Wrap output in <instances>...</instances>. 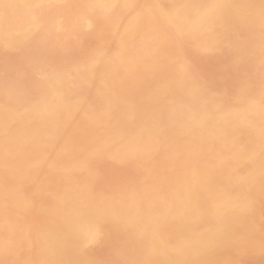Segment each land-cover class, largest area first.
<instances>
[{
    "label": "bare ground",
    "instance_id": "6f19581e",
    "mask_svg": "<svg viewBox=\"0 0 264 264\" xmlns=\"http://www.w3.org/2000/svg\"><path fill=\"white\" fill-rule=\"evenodd\" d=\"M12 1L18 7H20L23 11H29L30 13L34 9L41 7L43 5L59 4V3L65 2L64 0H12ZM238 1L239 0H95V2L91 3V7H92L93 11L97 12L98 14H100L102 16H106V18L109 16L116 15L119 8L120 9L122 8V10L124 12L121 13L119 11L121 13L120 16H117V19L119 20V22L114 27V35H113L110 43L107 44L105 47H102L99 51H95L96 54H95L93 60L90 61L89 65L85 69V72L84 73L82 72L83 73L82 75H84L86 78L92 79L93 82L95 81L98 84V86H101V87L105 88L106 90H108L113 98L119 97L121 102L123 104H126L127 103L126 99L129 97V95H128V97L126 96L127 97L126 99L124 97L126 95V93H125L127 91L126 89H128V88L131 89L132 87L135 88V86H136L135 83L138 79H140L141 77L144 78V76H146V77L150 76V78L152 79L153 78L152 76L157 75L158 72H160V70L163 69L165 71V68H167V67L170 68V66H171L170 60H173V59H171L169 49L172 50V48L170 46H171V43L174 41V39H176V41L178 40L177 42L184 41V43L186 45V42H185L186 39H191V40L194 39V40L203 41V39L205 37H207L208 34L211 33V31L214 29H219V31L217 30L218 33L224 35L226 33L225 30H227L231 25L230 20H232L234 22V24L238 23L241 25V22L239 23L238 21L243 20V19H248L249 16L253 15L252 10L249 9L252 13L249 10H246L248 8L249 4H248L246 9L238 8L237 6H235V4ZM255 1H254V3H255ZM249 3H251L250 0H249ZM260 3H262V1ZM263 3H264V1H263ZM242 4H241V6H242ZM251 4H250V6H251ZM7 8H8V6H7ZM65 8H67V7H65ZM62 10H63V8H62ZM263 10L264 9H262V11ZM65 11H67V10H65ZM70 11H72V10H70ZM34 15H35V13H34ZM34 15H31V21L26 26L24 25L25 27L23 29H15L14 28V29H12L10 35L16 39H27L31 34L36 32L41 27V23L39 21H37V19L35 18ZM76 17H77V15H76ZM254 17L255 16H253V19H254ZM84 19L86 21L83 25V29L92 30V27H94L93 21L90 18H87V19L84 18ZM60 20H62V19H60ZM107 20H109V19H107ZM67 21H69V19ZM251 23H252V21L250 22V24ZM238 24H237V26L241 27ZM8 28H10V27H8ZM233 28H231V29L235 30V28L234 29ZM238 29L241 30V28H238ZM248 29L246 28V30H248ZM90 30H89V32H90ZM253 30H252V32H253ZM260 32H261V30H260ZM219 34H217V35H219ZM84 36H86V35H84ZM69 37H70V35H69ZM82 37H80V38H82ZM43 38H44V36H43ZM225 38H227V37H225ZM232 38H234V37H232ZM248 39H249V36H248ZM225 40L227 41L228 39H225ZM106 41H108V40H106ZM209 41H210V39H209ZM251 41H253V40H251ZM188 42H187V44H188ZM203 42H205V41H203ZM206 42H208V41H206ZM221 42H222V40H221ZM247 42H249V40ZM255 42H257V41H255ZM258 42H260V41L258 40ZM76 43H75V45H76ZM91 43H92V41H91ZM99 43H100V41L98 42V44ZM193 43H195V42H193ZM202 44H200V45H202ZM81 45H82V43H81ZM207 45H209V44H207ZM207 45H205V46H207ZM101 46H102V44H101ZM180 46H182V44H180L179 47ZM224 47H225V44H224ZM181 48L183 49L184 47H181ZM243 48H245V47H243ZM2 49H3V47H2ZM38 49H39V47H38ZM217 49L218 48H215V50H217ZM237 49H239V47ZM237 49H236V51H237ZM209 50H212V49H209ZM212 51H214V50H212ZM250 51H251V49H250ZM5 52H6V50H5ZM173 52L175 53V50ZM8 53H10V52H8ZM72 54H74V53H72ZM173 54H172V58H173ZM194 54H197V53H194ZM250 54H252V53H250ZM253 55H254V53H253ZM175 56L176 55H174V57ZM2 57H3V55H2ZM229 57H231V55ZM261 57H262V55H261ZM82 58H81V60H82ZM251 58L253 59V57H251ZM74 59H76V58H73V60ZM175 59H177V58L175 57ZM178 59H179V57H178ZM252 59H251V61L254 60V59L253 60ZM3 60H4V58H3ZM12 60H13V58H12ZM188 61H189V59H188ZM188 61H187V63H188ZM5 62H8V58H7V61H5ZM192 62H194V61H192ZM228 62H230V61H228ZM1 63H3V62H1ZM235 63H236V61H235ZM79 64H82V63H79ZM180 64H183V60H182V62H180ZM173 65H175V64H173ZM222 65H223V63H222ZM225 65H228V64H225ZM1 66H3V65H1ZM3 68H4V66H3ZM175 68H179V67H175ZM225 68L227 69L226 66H225ZM164 71H162V72H164ZM169 71H171V70H169ZM218 72H220V71H218ZM184 73H185V69L183 67H181V65H180V68L177 69V71H175L176 77L170 76V78L171 77H173V78H171L170 80H167V81L165 80L163 82L160 81L161 84L160 83H159V85L157 84L158 87L155 89L152 86L151 89H154V90H152L150 97H148V95L146 96V97H148L147 101H146V105H145V103H143L144 104L143 106L146 107L145 109L147 111L149 109L155 110V111L158 110L160 113H161V109L165 108L168 117H170L171 120L176 122V124L180 123V128L181 127L183 128V127L189 126V125H196V126L200 125L201 117L205 114L207 117V121L210 123L211 127L209 129H206V133H204L205 135L203 137L205 138V140L211 141L212 145L216 148L217 152H216L215 156L206 155L207 160L205 161V163L202 166L197 165L194 160H190L188 165L186 167H183L184 168L183 173H180L181 176L184 178L183 185H181L179 187L178 186L175 187V185L172 184V186H170L172 192L168 197L157 196V194H156V196H150V195L143 196L142 199L146 204L145 206L147 207V210L143 211V209H142L143 205L141 206V200H142L141 195H138V194H135L129 200L130 202H128L126 204L124 202L125 198H126V197H124V194L118 193V194L110 195V197H108V198H104V197L100 196L101 195L100 193H98V195H94V194L90 193L89 191H87L88 188L85 190L83 188L77 187L78 186L77 184H80V183H78L77 181H73V180L70 182L71 188L68 191L60 192V188L62 186H64L66 184V182H64L63 185H61L59 183H54V177H55L53 175L54 170L62 169V173L64 174V176H66L65 173L67 171L66 169L69 166V163H74V162L76 163V161L82 162V160H80L81 158L76 157V155L73 154V155H71L72 157H69V158L71 160H73L74 162L73 161L71 162V160H69V161H66L67 164H63V166H60V164L53 162V161H50V159H48L49 158L48 154H43L44 151H43V153H39V154H35L33 152L29 153L27 156L22 158L17 164H15L11 167L9 166V169H8V172H6L7 173L6 175H4V176L0 175V209L1 210L8 209V210H10V212L12 214L11 215V221H9V226L11 227V229H15V231L18 233L20 243L22 244V246L24 248V253L22 252L23 253L22 261H25L26 264H90L91 262L90 263L88 262V259L85 255V249H87L86 248L87 246H89L91 244L93 245V243H95V242L97 243V241H100L99 239L101 237L102 231L108 225H110V226L116 225L120 229L125 228L127 225H132V226L136 227L137 235L134 237H135V241H136L135 243L137 244V248H138L137 250H138L139 256H137L135 259L133 258L134 260L130 264H145L150 259H151L152 264H197L198 262H201V261L212 260V258H214L215 256H217L219 254V252L221 250V242H222V237H223L222 232H223V229L225 228V226L231 224V222H232L231 220L234 216L240 215V214H246V213H248L249 209L250 208L252 209V207H253V206H251V207L249 206L250 202H251L250 201L251 196L249 197V191H248L249 187L246 186V183H247L249 178L244 175L245 173H243L242 170L245 168L247 169L248 167L251 166L252 175L255 174V176L260 177V179H257V182L255 184H253V186H251V187H260V186L264 185V125L263 126L259 125L257 122H255V120H253V116L261 113L262 111H264V109H263V106L261 105V103L256 101V100L249 101L246 104V107H244L245 109L243 111V120L247 119L250 122H251V120H253L252 122L255 125V127H257L256 131L258 132L259 138L261 139V143L247 148V147H245L246 144L245 145L243 144L244 142L242 143V142L236 140L235 132L233 133V132H230L227 130V128L229 127L231 122H233L235 119H237V112L228 111L225 113H219L218 111L212 112L213 110L212 111L200 110L199 107H197V102H196V98H197L196 96H198L199 93L196 90L192 91L191 88H185V85L187 82H186ZM76 74L79 75V73H76ZM159 74H161V73H159ZM169 74L170 73H168V75ZM82 75H80V77ZM234 75L237 76V74H234ZM262 76H263V74H262ZM60 77H62V76H60ZM20 78H22V77H20ZM166 78H167V76H166ZM247 78H249V77H247ZM251 78L252 77H250V79ZM62 79H63V77H62ZM74 80H76V79L74 78ZM261 81H262V79H261ZM52 82H54L52 84L57 86V88L63 89V95L59 96V98L57 99V101L54 105L47 104L44 101V103L41 104V106H33L31 108H27L22 112V114L19 112L20 113L19 115H13L11 112H9L4 117V120L2 121V123H3L2 129H6L11 122H16L18 124V129L16 130L15 133H13V135L10 139L11 140L10 149L12 151L19 150L25 145H30V146H33L35 148L40 147V146L45 145V144L53 145V141L58 139V134L56 135V133H59V132L56 131L57 130L56 128L59 126L64 127V125L66 123V119H68V116H69V112L67 110L68 109L67 103L69 101H71L73 94L71 93L72 91H70V89L63 88L64 86H63V82L61 80L55 79ZM89 82H91V81H89ZM238 83H240V82H238ZM140 85H142V82ZM143 85H145V83ZM239 85H241V84H239ZM10 86H12V85H10ZM70 86H71V84H70ZM154 86H155V83H154ZM242 86H240V87H242ZM253 86H254V84H252V87ZM261 86H263V85H261ZM74 87H75V85H74ZM76 87H79V86H76ZM82 87H83V85H82ZM146 87H147V85H146ZM146 87H144V88H146ZM15 88H13V89H15ZM80 88L81 87H79V89ZM94 88H96V87L94 86ZM136 88L138 89V87H136ZM85 89H87V87H85ZM238 89H239V87H238ZM16 90H17V88H16ZM223 90H224V88H223ZM6 91H7V89H6ZM23 91H25V90H23ZM135 91H137V90L135 89ZM103 92H105V90ZM138 92H139V90H138ZM261 92H262V90H261ZM15 93H16V91H15ZM18 93H19V91H18ZM212 93H214V92L212 91ZM110 94H108V95H110ZM128 94H129V92H128ZM215 94H216V92H215ZM263 94H261V95H263ZM74 95H75V93H74ZM137 95H138V93H137ZM187 95H188L187 99L191 98V100H189V103L192 102V105H190L188 103V101H187L188 104H186L185 98ZM6 96H8L7 92H6ZM6 96H5V98H6ZM15 97H14V99H16ZM2 98H4V97H2ZM109 98H110V96H109ZM130 98H131V100H129V102L136 99V98H133L132 96ZM202 98H203V96H202ZM8 99H10V96L8 97ZM73 100H75V99H73ZM139 100H140V98H139ZM207 100H208V98H207ZM75 101H80V99H77ZM232 101H233V99H232ZM213 102H215V101H213ZM13 103H16V101ZM115 103H116V101H115ZM201 103H203V102H201ZM242 103H244V102H242ZM105 104H107V102ZM128 104H130V103H128ZM215 104H217V103H215ZM1 106H2V104H1ZM83 106H85V105H83ZM110 106H111V103H110L109 107ZM138 106H139V104H138ZM100 108H102V107H100ZM106 108H107V106H106ZM128 108H129V106H128ZM109 109H111V108H109ZM139 109H140V107H139ZM213 109L216 110V108H214V107H213ZM221 109H222V107H221ZM90 110H91V108H90ZM128 110L130 111V109H128ZM128 110H127V112H128ZM142 110H143V108H142ZM103 111H105V110H103ZM131 111H132V108H131ZM80 112H84V111L81 110ZM109 112L111 113V111H109ZM115 112H114V114H116ZM133 112H135V111H133ZM89 113H91V112H89ZM89 113H88V115H89ZM125 113H126V111H125ZM129 113H131V112H129ZM74 114H76V113H74ZM146 114H148V113H146ZM150 114H151V112H150ZM126 115L124 116L125 120H128V118L126 119ZM143 115H144V113H143ZM159 115H161V114H159ZM122 116H123V114H122ZM97 117H101V116H97ZM70 118H72V117H70ZM123 121H124V119H123ZM256 121H258V120H256ZM120 122H118V124ZM115 123H116V127H117V122H115ZM115 123H114V126H115ZM159 123L160 122L158 120H156V121H154V123L152 125L148 126L146 123H145L146 125H142L129 138V143L126 140V142L128 143V145L126 147H121L122 149L120 148L121 149L120 152L118 151V148H117V151L119 152V153L118 152L117 153L123 156L124 154L128 155V153H130L131 150L134 152L135 151L141 152V154L146 152L149 149L151 139L156 135V133H158L157 128L159 129V127H158ZM241 123H243V121ZM78 124H79V122H78ZM221 125L223 128L220 127ZM114 126H113V128H114ZM81 128H82V125H81ZM232 128H233V126H232ZM120 129L121 128H119V130ZM128 129H130V128H128ZM170 129L171 128H169V130ZM253 129H254V127H253ZM160 130H162V128ZM70 131H71V129H70ZM245 131H247V130H245ZM108 132H110V131H108ZM92 133L94 134V132H92ZM122 133H123V130H122ZM129 133H132V132H129ZM202 133H201V135H203ZM174 134L176 136V133H174ZM95 135H96V133H95ZM95 135H94V137H95ZM112 135H113V132H112ZM165 135H167V134H165ZM189 135H188V137H189ZM99 136L101 137V135H99ZM102 136H103V134H102ZM106 136H107V134H106ZM114 136L116 137V135H114ZM193 136H195V135L192 134L191 138ZM74 137H76V136H74ZM236 137H237V135H236ZM78 138H76V140ZM174 138H177V137H174ZM110 139L111 138H109V140ZM200 139H201V136H200ZM156 140H158V139H156ZM182 140H183V138H182ZM240 140H241V138H240ZM77 141H79V143H80V140H77ZM76 143L78 144V142H76ZM105 143H106V141H105ZM70 144H72V143H70ZM70 144H68V145H70ZM75 144H74V146H75ZM156 145H158V144H156ZM168 145H170V144H168ZM172 145H174V144H172ZM120 146H122V145H119V147ZM71 147H72V145H71ZM116 147H118V145ZM158 147H159V145H158ZM160 147H161V145H160ZM185 147H187V146H185ZM76 149H77V147H76ZM153 149H156V148H153ZM53 150H55V149H53ZM58 150H56V152ZM169 150H171V149H169ZM169 150H168V152H169ZM177 150H178V148H177ZM115 152L113 153V155L115 154ZM199 152H200V150H199ZM45 153H47V152H45ZM159 153H160V151H159ZM196 153H198V152H196ZM196 153L194 151H192V148L191 149L189 148L188 151L186 150L185 156L187 158L191 157V159H196V158L200 157V155L196 154ZM154 154H153V157H154ZM156 154H157V152H156ZM174 154H175V152H174ZM100 155H101V153H100ZM163 155H166V153ZM169 155H172V154L169 153ZM169 155H168V158H170ZM87 157H89V156H87ZM109 157L111 158L110 155H109ZM150 157L152 159V156H150ZM0 158H2V155ZM119 158H121V157H119ZM132 158H133V156H132ZM151 159L149 158L150 162L152 161ZM92 160H93V158H92ZM92 160H90V161H92ZM83 161H84V159H83ZM102 161H104V160H102ZM145 161H148V159L147 160L145 159ZM171 161H173V160H171ZM199 161H197V162H199ZM44 162H47L46 168H35L37 165H41ZM110 162H112V161L110 160ZM139 162L140 161H138V163ZM152 162H154V161H152ZM163 162L165 163V161H163ZM163 162L161 164H163ZM61 163H62V161H61ZM136 163H137V161H136ZM136 163H134L135 165L134 164L133 165L136 166ZM90 164H89V166H90ZM2 165H3V163H2ZM84 165L88 166V164H85V163H84ZM142 165L144 166V164H142ZM77 166H78V164H77ZM146 166H147V164H146ZM91 168H92V166H91ZM149 168H152V167L149 166ZM112 169H113V167H112ZM137 169H140V168H137ZM91 170H93V169H90V171ZM95 170L96 169H94L93 171H95ZM98 170H101V169H98ZM125 171H127V170H125ZM134 171H136V170H134ZM132 172H133V170H132ZM162 172H163V170H162ZM162 172H160V173H162ZM165 173H163V174H165ZM60 175H62V174H60ZM103 176H105V175H103ZM130 176L133 177V175H131V174H130ZM165 176H166V174H165ZM13 177L14 178H22V177L25 178V177H27L29 180V183L32 185V190H27V189L26 190H18L16 188H14L9 183V181L11 182ZM61 177H63V175ZM108 177H104V178H108ZM111 177H112V175H111ZM68 178H69V176H68ZM128 178H130V177H128ZM250 178H252V176ZM101 179H103V177ZM122 179H124V178H122ZM134 179H136V178H134ZM138 180L140 181V178ZM81 181H83V180H80V182ZM85 181H86V177H85ZM85 181H83V182H85ZM123 181H126L125 183L128 184L127 179L123 180ZM135 181H137V180H135ZM160 181H161V179H160ZM72 182H74V183H72ZM87 183L88 182H86V184ZM90 183H92V182L89 181V184ZM98 183H99V181H98ZM120 183H119V185H121ZM132 184L134 185V183H132ZM80 186H82V184H80ZM99 186L101 187L102 185H99ZM110 187H112V186H110ZM163 187H164V185H163ZM112 188H115V187H112ZM117 188H119V186H117ZM125 188H127V186H125ZM51 189H52V193L54 194V196L52 195L54 197L53 202L52 203L43 202L42 201L43 199L41 200V198H43V194L46 195V192H48L49 190L51 191ZM122 189H124V188H122ZM141 189H143V188H141ZM107 190H109V189H107ZM126 190L124 189L123 191H125V193H126ZM120 191H122V190H120ZM133 191H134V189H133ZM117 192L118 191H116V193ZM104 193H105V191H104ZM68 196H74V201H72L71 203L65 202V199ZM49 201H51V200H49ZM31 207H33L32 211L30 210ZM255 210H257V209H255ZM234 219H235V217H234ZM263 220H264V218H263ZM263 220H261V221L263 222ZM240 221H242V220H240ZM259 221H260V219H259ZM236 222H238V221H236ZM7 224H8V219H6L5 217L3 219H1L0 227L3 225H7ZM237 224H239V223H237ZM198 225H200V227H201V225L203 226L202 231H199L197 229ZM246 225H247V223H246ZM169 227H171V228H169ZM238 227H242V226L239 225ZM232 230H233V228H232ZM234 230H236V229H234ZM251 231L249 230L248 232H251ZM130 232H133V231H129V233ZM261 233H263V232H261ZM231 238H232V236H231ZM245 238H244V240H245ZM238 240L239 239H237L236 241H238ZM122 242H124V241H122ZM132 242H134L133 239H132ZM229 243H230V241H229ZM7 244H9V243H7ZM97 244H99V242ZM94 245H95L94 246V248H95L97 245L96 244H94ZM120 245L122 246V244H120ZM120 245H118L117 247H119ZM0 246H2L0 248H3V242H0ZM134 246L135 245H133V247ZM34 247H36L39 250L37 252L33 251L32 248H34ZM229 247H231V246H229ZM111 248H113V247H111ZM92 250H93V248H92ZM116 250H119V249H116ZM222 252H224V251H222ZM88 254H89V252H88ZM256 255H258V253L255 254V256ZM227 258H229V257H227ZM251 258H253V257H251ZM259 258H260V256H259ZM7 260H9L8 257H7ZM249 260H251V259H249ZM261 260H260V263L261 262L263 263V261H261ZM109 261H110V259H109ZM125 264H126V262H125Z\"/></svg>",
    "mask_w": 264,
    "mask_h": 264
},
{
    "label": "rangeland",
    "instance_id": "374dc122",
    "mask_svg": "<svg viewBox=\"0 0 264 264\" xmlns=\"http://www.w3.org/2000/svg\"><path fill=\"white\" fill-rule=\"evenodd\" d=\"M64 1L65 2H62L59 4L43 5L41 7L34 9L30 13L29 11H23L12 0H0V17H1L0 18V21H1L0 22V24H1L0 25V39H1L0 40V61L3 62V63L0 62L1 63L0 64V93H1L0 94V119H1L0 120V141L2 142V143L0 142V157L2 155V158H0V160H1L0 161V163H1L0 164V175L1 176H4L7 174L6 172H8L9 166L11 167V166L17 164L22 158H24L25 156H27L29 153H32V152L35 154H39V153H43V151H44L43 154H48V156H49L48 159H50V161L56 162V163L60 164V166H63V164H67L66 161L71 160L69 157H72L71 155L75 154L76 157L81 158L80 160H82L83 163L80 161H78V162L76 161V163H75L73 160H71V162L73 161L74 163H69V166L67 167V169H66L67 171L65 173L66 176H64V174L62 173V169H57V170H54V172H53V175L55 176L54 177V183H59V184L63 185V183L66 182V184H65L66 186L65 185H64L65 187L62 186L60 188V192L68 191L71 188L70 182L73 180V181H77L78 183L82 184V186H80V184H77L78 185L77 187L83 188L85 190L88 188L87 191H89L90 193H92L94 195H98V193H100L101 195L100 194L99 195L101 197H104V198H108V197H110V195H113V194H118V193L124 194V197H126L124 202L126 204L128 202H130L129 200L135 194L141 195V199L143 198V196H146V195L156 196V194H157V196L168 197L172 192L171 187H170V186H172V184H174L175 187L176 186L179 187V186L183 185L184 178L181 176L180 173H183V169H184L183 167H186L190 160H194L197 165L202 166L205 163V161L207 160L206 155L215 156V154L217 152L216 148L212 145L211 141H207L203 137L205 135L204 133H206V129H209L211 127L210 123L207 121V117L205 114L201 117L200 125H197V126L196 125H189V126H185L183 128L182 127L180 128V123L179 124L177 123L178 124L177 125L176 122L171 120L170 117H168L165 108L162 107L163 109H161V113L158 110L155 111V110H150V109L148 110L149 111L148 112L145 109L146 107L143 106L144 105L143 103H145V105H146L147 98L151 96L152 90H154L155 88L158 87L157 84L159 85V83L161 84V82H163L165 80L167 81L173 77H176L175 71H177V69L180 68V65H181V67H183L185 69L184 74H185V79L187 82L185 85V88H191L192 91L196 90L199 93V94L197 93L198 96H196L197 97L196 102H197V107H199L200 110H208V111L213 110L212 112L218 111L219 113H225L228 111L237 112V119L238 120L235 119L233 122H231V124L229 125L227 130L230 132H233V133L235 132L236 140H238L242 143L244 142L243 144L244 145L246 144L245 147H247V148L261 143V139L259 138V134L256 131L257 127H255V125L253 124L252 121L255 120V122H257L259 125L263 126L264 125V111H262L263 113L261 112L257 115H254L253 120H251V122L247 119L243 120V111L245 109L244 107H246V104L251 100H256V101L260 102L261 105L263 106V109H264V94H263L264 93V48H263L264 47V42H263L264 41V10L262 11V9H264V6H263L264 0H259L260 2L262 1V3H260L258 0H256V1L254 0L256 4L254 3L253 0H250V2L252 4L249 3V0L248 1L247 0H239L240 2L238 1L235 4V6H237L238 8L246 9L248 4H249V6L246 10H249V9L252 10L253 13L250 10L249 11L253 15L249 16L248 19H243V20L238 21L239 23L241 22V25L237 23L241 27H238L236 23L234 24V22L232 20H230L231 25L227 29L228 31L225 30L226 33L224 35L218 33L219 29H214L211 31V33L208 34L207 37L204 38L205 40L203 39V41H205V42H203L201 40H194L193 39L194 40L193 41L191 39H186L185 40L186 45H185L184 41L177 42L178 40L176 41V39H174V41L171 43V46H170L172 48V50L169 49L171 59H173V60H170V64L172 66V67L170 66L171 69L166 66L167 68H165V71L163 69L160 70V72H158V74L159 73H161V74L153 75L152 79L150 78V76H147V77L144 76V78L146 77L145 79L143 77L138 79L136 81L137 84L135 83V85H136L135 88L134 87H132L131 89L128 88L130 91L128 89H126L127 90L125 92L126 95L124 96L125 99L129 95V97L126 99V101H127L126 104H123L119 97H118L119 99L113 98L108 90H106L105 88H103L101 86H98V84L95 81L93 82L92 79L86 78L84 75H82L85 72V69L89 65L90 61L93 60V58L96 54L95 51H99L102 47H105L107 44L110 43V41L114 35V27L119 22V20L117 19V16H120V14L123 13L124 11L122 10V8L121 9L119 8L116 15L109 16L110 18L109 17L106 18V16H102V15L98 14L97 12L93 11V9L91 7V3L95 2V0H64ZM241 4H242V6H241ZM250 4H251V6H250ZM7 6H8V8H7ZM65 7H67V8H65ZM62 8H63V10H62ZM65 10H67V11H65ZM70 10H72V11H70ZM34 13H35V15H34ZM31 15H34L35 18L37 19V21H39L41 23V27L36 32L31 34L27 39L13 38L10 35L12 29H14V28L15 29H23L31 21ZM76 15H77V17H76ZM253 16H255L254 19H253ZM84 18H86V19L90 18L93 21L94 27H92V30L83 29V25L86 21ZM60 19H62V20H60ZM68 19H69V21H67ZM107 19H109V20H107ZM251 21H252V23H251L252 25L250 24ZM8 27H10V28H8ZM233 27L235 28V30L231 29ZM238 28H241V30ZM246 28L247 29L249 28L248 29L249 31L246 30ZM251 29L252 30L254 29L253 32ZM89 30H90V32H89ZM260 30H261V32H260ZM216 33L219 35H217ZM69 35H70V37H69ZM84 35H86V36H84ZM43 36H44V38H43ZM248 36H249V39H248ZM80 37H82V38H80ZM225 37H227V38H225ZM232 37H234V38H232ZM209 39H210V41H209ZM225 39H228V40L226 41ZM247 39L249 40V42H247L248 41ZM106 40H108L109 42ZM221 40L223 43L221 42ZM251 40H253V41H251ZM258 40L260 42H258ZM91 41H92V43H91ZM99 41H100V43L98 44ZM206 41H208V42H206ZM255 41H257V42H255ZM187 42H188V44H187ZM193 42H195V43H193ZM75 43H76V45H75ZM81 43H82V45H81ZM101 44H102V46H101ZM180 44H182V46L179 47ZM200 44H202V45H200ZM207 44H209L210 46ZM224 44H225V47H224ZM205 45H207V46H205ZM2 47H3V49H2ZM38 47H39V49H38ZM181 47H184V48L182 49ZM238 47H239V49H237ZM243 47H245V48H243ZM215 48H218V49L215 50ZM209 49H212L214 51L209 50ZM236 49H237V51H236ZM250 49H251V51H250ZM5 50H6V52H5ZM174 50H175V53L173 52ZM8 52H10V53H8ZM72 53H74V54H72ZM194 53H197V54H194ZM250 53H252V54H250ZM253 53H254V55H253ZM172 54H173V58H172ZM2 55H3V57H2ZM174 55H176L175 57L177 59H175ZM230 55H231V57H229ZM261 55H262V57H261ZM178 57H179V59H178ZM251 57H253L254 60ZM3 58H4V60H3ZM7 58H8V62H5V61H7ZM12 58H13V60H12ZM73 58H76L77 60L76 59L73 60ZM81 58H82V60H81ZM188 59H189V61H188ZM251 59L253 61H251ZM182 60H183V64H180V62H182ZM187 61H188V63H187ZM192 61H194V62H192ZM228 61H230V62H228ZM235 61H236V63H235ZM221 62L223 63V65ZM79 63H82V64H79ZM173 64H175V65H173ZM225 64H228V65H225ZM1 65H3L4 68ZM225 66L227 67V69L225 68ZM175 67H179V68H175ZM168 69L171 71H169ZM162 71H164V72H162ZM218 71H220V72H218ZM76 73H79V75ZM168 73H170L171 75L170 74L168 75ZM234 74H237V76ZM257 74L258 75L260 74V75L258 76ZM262 74H263V76H262ZM80 75H82L81 76L82 78L80 77ZM165 75L167 76V78ZM60 76H62L63 79ZM170 76H173V77L170 78ZM20 77H22V78H20ZM247 77H249V78H247ZM250 77H252V78L250 79ZM74 78L76 80H74ZM55 79L61 80L63 82V86H64L63 88L70 89V91H72L71 93L73 94L71 101H69L67 103L68 104L67 110L69 112L68 119H66V123H65L64 127L59 126L56 128L57 129L56 131L59 132V133H56V135L58 134V139L53 141V145L45 144V145H42V146L36 147V148L33 146H30V145H25L19 150L12 151L10 149V147H11V140L10 139H11L13 133H15L16 130L18 129V124L16 122H11L6 129H2V124H3L2 121L4 120V117L9 112H11L13 115H19L20 113L22 114V112L25 109L31 108L33 106H41V104H43L44 101L47 104L54 105L56 103L57 99L59 98V96L63 95V89H59V88H57V86L52 84V83H54L52 81ZM261 79H262V81H261ZM89 81H91V82H89ZM140 81L142 82V85H140L141 84ZM238 82H240V83H238ZM69 83L71 84V86ZM144 83H145V85H143ZM154 83H155V86H154ZM87 84L88 85L90 84V85L88 86ZM239 84H241V85H239ZM252 84H254L253 87H252ZM10 85H12V86H10ZM74 85H75V87H74ZM82 85H83V87H82ZM146 85H147V87H146ZM261 85H263V86H261ZM76 86H79L81 88L79 89V87H76ZM94 86L96 88H94ZM152 86L154 89H151ZM240 86H242L243 88ZM15 87L17 88V90ZM85 87H87V89H85ZM136 87H138V89ZM144 87H146L147 89ZM238 87H239V89H238ZM13 88H15V89H13ZM223 88H224V90H223ZM6 89H7V91H6ZM135 89L137 91H135ZM23 90H25V91H23ZM104 90H105V92L107 91L106 92L107 94L105 92H103ZM138 90H139V92H138ZM261 90H262V92H261ZM15 91H16V93H15ZM18 91H19V93H18ZM212 91L214 93H212ZM6 92H7L8 96H6ZM128 92H129V94H128ZM215 92H216V94H215ZM74 93H75V95H74ZM137 93H138V95H137ZM108 94H110V95H108ZM261 94H263V95H261ZM147 95H148V97H146ZM5 96H6V98H5ZM9 96H10V99H8ZM109 96H110V98H109ZM131 96L133 98H136V99H134V100L132 99L133 101L129 102V100H131V98H130ZM202 96H203V98H202ZM2 97H4V98H2ZM14 97L17 100L14 99ZM139 98H140V100H139ZM187 98H188V95L185 98L186 104H188L189 100H191V98L190 99H187ZM207 98H208V100H207ZM73 99H75V100L80 99V101H75ZM232 99H233V101H232ZM15 101L17 104L13 103ZM115 101H116V103H115ZM187 101H188V103H187ZM213 101H215V102H213ZM106 102H107V104H105ZM201 102H203V103H201ZM242 102H244V103H242ZM110 103H111V106L113 108L111 106L109 107ZM128 103H130V104H128ZM215 103H217V104H215ZM1 104H2V106H1ZM138 104H139V106H138ZM189 104L192 105V102H190ZM83 105H85V106H83ZM99 106L102 108H100ZM106 106L108 109L109 108H111V109L108 110L106 108ZM128 106H129V108H128ZM139 107H140V109H139ZM213 107L216 108V110L213 109ZM221 107H222V109H221ZM90 108H91V110H90ZM131 108H132V111H131ZM142 108H143V110H142ZM126 109L127 110L130 109V111L128 110V112H127ZM81 110L84 112H80ZM103 110H105L106 112ZM107 111L108 112L111 111V113L110 112L108 113ZM125 111H126V113H125ZM133 111H135V112H133ZM89 112H91V113H89ZM114 112L116 114H114ZM129 112H131V113H129ZM150 112H151V114H150ZM74 113H76V114H74ZM88 113H89V115H88ZM121 113L123 114V116ZM143 113H144V115H143ZM146 113H148V114H146ZM159 114H161V115H159ZM125 115H126V119L128 118V120H125V117H124ZM97 116H101V117H97ZM70 117H72V118H70ZM123 119H124V121H123ZM156 120H158L160 122L159 126H158L159 129L157 128L158 133H156V135L151 139L149 149L146 152L141 154V152H138V151L134 152L131 150V152L128 153V155L124 154L122 156V155L118 154L122 149L121 147H126L128 145L129 138L132 136L133 133H135L142 125H146V124L148 126L152 125L154 123V121H156ZM256 120H258V121H256ZM242 121H243V123H241ZM78 122H79V124H78ZM115 122H117V127H116ZM118 122H120V123L118 124ZM114 123H115V126H114ZM123 123L124 124L126 123V124L124 125ZM81 125H82V128H81ZM113 126H114V128H113ZM232 126H233V128H232ZM252 126L254 127V129ZM220 127L223 128L222 125ZM119 128H121V129L119 130ZM128 128H130V129H128ZM161 128H162V130H160ZM169 128H171V129L169 130ZM70 129H71V131H70ZM122 130H123V133H122ZM245 130H247V131H245ZM108 131H110V132H108ZM92 132H94V134ZM112 132H113V135H112ZM129 132H132V133H129ZM200 132L201 133L203 132L202 133L203 135H201ZM95 133H96V135H95ZM174 133H176V136ZM98 134L101 135V137ZM102 134H103V136H102ZM106 134H107V136H106ZM165 134H167V135H165ZM192 134L195 136H193L191 138ZM94 135H95V137H94ZM114 135H116V137ZM188 135H189V137H188ZM236 135H237V137H236ZM74 136H76V137H74ZM200 136H201V139H200ZM78 137L79 138L81 137V138L79 139ZM174 137H177V138H174ZM76 138H78L77 140H80V143H79V141L76 140ZM109 138H111V139L109 140ZM182 138H183V140H182ZM240 138H241V140H240ZM156 139H158V140H156ZM126 140L128 143L126 142ZM105 141H106V143H105ZM76 142H78V144ZM70 143H72V144H70ZM68 144H70V145H68ZM74 144H75V146H74ZM156 144H158L159 147L161 145L160 148L162 150ZM168 144H170V145H168ZM172 144H174V145H172ZM71 145L73 148L71 147ZM117 145H118V147H116ZM119 145H122V146L119 147ZM185 146H187V147H185ZM76 147H77V149H76ZM152 147L156 148V149H153ZM117 148H118L119 152L117 151ZM177 148H178V150H177ZM189 148L190 149L192 148V151H194L195 153L198 152L196 154H199L200 157H198L196 159H191V157L187 158L185 156V153H186V150L187 151L189 150ZM53 149H55V150H53ZM169 149H171V150H169ZM56 150H58V151L56 152ZM168 150H169V152H168ZM199 150H200V152L201 151L202 152L200 153ZM159 151H160V153H159ZM45 152H47V153H45ZM99 152L101 153V155ZM114 152H115V154L113 155ZM156 152H157V154H156ZM174 152H175V154H174ZM165 153H166V155H163ZM169 153L172 155H169ZM108 154L111 156V158L109 157ZM153 154H154V157H153ZM86 155L89 157H87ZM168 155L170 158H168ZM132 156H133V158H132ZM150 156H152V159ZM119 157H121V158H119ZM148 157L154 162L151 161L152 162L151 163ZM92 158H93V160H92ZM83 159H84V161H83ZM145 159L146 160L148 159V161H145ZM90 160H92V161H90ZM102 160H104V161H102ZM110 160L112 162H110ZM171 160H173V161H171ZM196 160L197 161L200 160V161L197 162ZM61 161H62V163H61ZM136 161H137V163H136ZM138 161H140V162L138 163ZM163 161H165V163ZM162 162H163V164H161ZM2 163H3V165H2ZM84 163L88 164V166L84 165ZM134 163H136L137 167L134 166L135 165ZM46 164H47V162H44L41 165H37L35 168H46ZM77 164H78V166H77ZM89 164H90V166H89ZM142 164H144V166ZM146 164L148 167L146 166ZM164 164L165 165L167 164V165L165 166ZM91 166H92V168H91ZM149 166L152 168H149ZM112 167H113V169H112ZM89 168L93 169V170L96 169L95 171L91 170L94 174L90 171ZM137 168H140V169H137ZM98 169H101V170H98ZM125 170H127V171H125ZM132 170H133V172H132ZM134 170H136V171H134ZM162 170H163V172H162ZM243 170H242V172L245 173L244 175L249 178L247 183H246V186L249 187L248 188L249 197L251 196V198H250L251 202H250L249 206L250 207L253 206V207H252V209L250 208L248 213H246V214H240V215L234 216L235 219L233 217L231 220L233 223L231 222L230 225L225 226V228L223 229L221 250L224 252H222L220 250L219 254L217 256H215L214 258H212V260L201 261V262H198L197 264H239V263L240 264H263L264 263V259H263L264 258V253H263L264 252V244H263L264 243V225H263L264 224V220H263V218H264V205H263L264 204V185H262L260 187H251V186H253V184H255L257 182V179H260V177L255 176V174L252 175L251 166L248 167L247 169L245 168ZM160 172H162V173H160ZM163 173H165L166 176ZM60 174H62L63 177H61L62 175H60ZM130 174L133 175V177H131ZM140 174L142 176L143 175L144 176L142 177ZM103 175H105V176H103ZM111 175H112V177H111ZM68 176H69V178H68ZM251 176H252V178H250ZM85 177H86V181H85ZM102 177H103V179H101ZM104 177H108V178H104ZM128 177H130V178H128ZM138 177L140 178V181L138 180L139 179ZM122 178H124V179H122ZM134 178H136V179H134ZM126 179H127L128 184L125 183L126 181H123ZM160 179H161V181H160ZM80 180H83L85 182H83V181L80 182ZM133 180L134 181L137 180L138 182L137 181L134 182ZM89 181H91L93 184L92 183L89 184ZM98 181H99V183H98ZM86 182H88V183L86 184ZM9 183L14 188H16L18 190H26V189L32 190V185L29 183V180L27 177H25V178H23V177L22 178H14L13 177V179L11 180V182L9 181ZM72 183H74V182H72ZM119 183L121 185H119ZM132 183H134V185ZM99 185H102V186L100 187ZM163 185H164V187H163ZM110 186L115 187V188H112ZM117 186H119V188H117ZM125 186H127V188H125ZM122 188H124L125 190L127 189L126 193H125V191H123L124 189H122ZM141 188H143V189H141ZM107 189H109V190L111 189L110 190L111 192ZM133 189H134V191H133ZM120 190H122V191H120ZM104 191H105V193H104ZM116 191H118V192L116 193ZM52 195L54 196V194L52 193V189H51V191L49 190L48 192H46V195L43 194V198H41V200L43 199L42 201L45 203H52L53 199H54V197ZM49 200H51V201H49ZM72 201H74V196H68L65 199V202H67V203H71ZM145 205L146 204L142 199L141 200V206H142L143 211L147 210V207ZM255 209H257V210H255ZM30 210L32 211L33 207H31ZM11 215L12 214H11L10 210H8V209L1 210L0 209V221L4 217L6 219H8V224L0 227V242H3V248H0V264H4V263L5 264H26L25 261H22V255L24 253V248H23L22 244L20 243L19 235L15 231V229H11V227L9 226V221H11ZM239 219L242 221H240ZM259 219H260V221L263 220V222L262 221L260 222ZM236 221H238V222H236ZM237 223H239V224H237ZM246 223H247V225H246ZM239 225L242 227H238ZM169 228H171V227H169ZM232 228H233V230H232ZM197 229L199 231H202L203 226L201 225V227H200V225H198ZM234 229H236V230H234ZM249 230L250 231L252 230L253 232L252 231L248 232ZM129 231H133V232H130L131 233L130 234ZM261 232H263V233H261ZM136 235H137V229H136V227H134L132 225H127L125 228H121V229L119 227H117L116 225L106 226L102 231L101 237L99 239L100 241H97V243L99 242V244H97L95 242V243H93V245L92 244L89 245L90 247L89 246L86 247L88 250L85 249V255L88 259V262L89 263L93 262L92 264H101L102 262H103L102 264H105V263L106 264H125V262H126V264H130L137 256H139V253L137 250L138 249L137 244L135 243L136 241H135V237H134ZM231 236H232V238H231ZM244 238H245V240H244ZM132 239L134 242H132ZM237 239H239V240L236 241ZM122 241H124V242H122ZM229 241H230V243H229ZM7 243H9V244H7ZM119 243L122 244V246ZM94 244L97 245L95 248H94V246H95ZM118 245L121 246V247L119 246L121 249L119 247H117ZM133 245H135V246L133 247ZM229 246H231V247H229ZM0 247H2V246H0ZM111 247H113V248H111ZM92 248H93V250H92ZM116 249H119V250H116ZM32 250L37 252L39 249L34 247V248H32ZM88 252H89V254H88ZM257 253H258V255L255 256V254H257ZM250 256L253 258H251ZM259 256H260V258H259ZM7 257L9 260H7ZM227 257H229L231 260ZM109 259H110V261H109ZM249 259H251L252 261ZM260 260L263 261V263L262 262L260 263ZM145 264H152L151 259Z\"/></svg>",
    "mask_w": 264,
    "mask_h": 264
}]
</instances>
